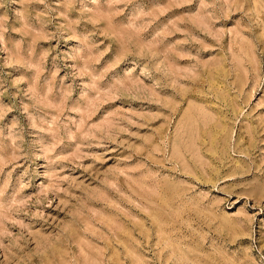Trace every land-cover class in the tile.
Segmentation results:
<instances>
[{
  "label": "rangeland",
  "instance_id": "obj_1",
  "mask_svg": "<svg viewBox=\"0 0 264 264\" xmlns=\"http://www.w3.org/2000/svg\"><path fill=\"white\" fill-rule=\"evenodd\" d=\"M0 264H264V0H0Z\"/></svg>",
  "mask_w": 264,
  "mask_h": 264
}]
</instances>
